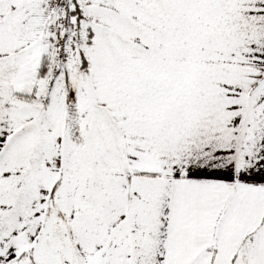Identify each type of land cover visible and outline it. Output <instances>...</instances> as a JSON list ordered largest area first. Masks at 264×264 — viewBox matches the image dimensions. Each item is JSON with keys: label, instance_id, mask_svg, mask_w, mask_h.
Instances as JSON below:
<instances>
[{"label": "snow or ice", "instance_id": "1", "mask_svg": "<svg viewBox=\"0 0 264 264\" xmlns=\"http://www.w3.org/2000/svg\"><path fill=\"white\" fill-rule=\"evenodd\" d=\"M0 264H264V0H0Z\"/></svg>", "mask_w": 264, "mask_h": 264}]
</instances>
